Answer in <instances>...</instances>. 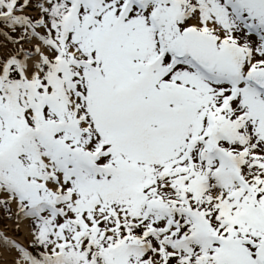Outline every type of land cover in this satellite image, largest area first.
Returning <instances> with one entry per match:
<instances>
[{
    "label": "snow or ice",
    "instance_id": "1",
    "mask_svg": "<svg viewBox=\"0 0 264 264\" xmlns=\"http://www.w3.org/2000/svg\"><path fill=\"white\" fill-rule=\"evenodd\" d=\"M0 264H264V0H0Z\"/></svg>",
    "mask_w": 264,
    "mask_h": 264
}]
</instances>
